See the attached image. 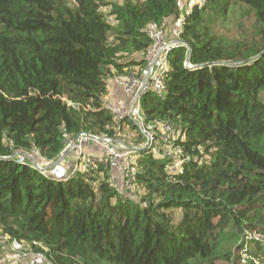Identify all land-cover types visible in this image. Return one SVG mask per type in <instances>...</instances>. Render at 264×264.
<instances>
[{
	"label": "trees",
	"instance_id": "1",
	"mask_svg": "<svg viewBox=\"0 0 264 264\" xmlns=\"http://www.w3.org/2000/svg\"><path fill=\"white\" fill-rule=\"evenodd\" d=\"M240 6L250 39L213 34L215 17ZM163 20L180 21L190 50L170 51L164 92L141 96L139 112L179 129L189 156L180 171L167 144L148 147L104 101L109 80L142 74L146 31ZM124 128L139 131L127 145L137 198L113 185L107 164L57 180L17 163L34 150L55 163L67 139L116 142ZM0 234L46 264H264V0L189 11L181 0H0Z\"/></svg>",
	"mask_w": 264,
	"mask_h": 264
},
{
	"label": "built area",
	"instance_id": "2",
	"mask_svg": "<svg viewBox=\"0 0 264 264\" xmlns=\"http://www.w3.org/2000/svg\"><path fill=\"white\" fill-rule=\"evenodd\" d=\"M190 3L188 5L196 4L201 8L206 0H188ZM185 4V3H184ZM185 6V5H184ZM183 6V0H181V7ZM106 11V8L103 9ZM106 20L113 24V18L106 17ZM180 21L174 24H169L168 20H163L160 27L157 29H148L146 34L150 38L152 44L146 52L145 60L146 64L143 68L142 74L138 76L136 71L127 74L119 75L115 77V83L121 88L123 93L128 98L127 109H121L123 115L129 116L134 122L137 123L140 133L145 137V144L150 147L157 142L161 141L167 146H165L164 155L172 160V170L180 171L184 162L189 160V156L184 154L182 149L176 143L177 138L180 135L179 129H177L170 122L164 121L157 125H146L142 115L139 112V101L141 96L149 93L155 92L160 94L165 90V77L168 72V54L170 51L179 46H185L183 41L180 40L176 35H172L171 28L178 27ZM181 41L178 42V41ZM187 49H189L188 46ZM186 69H192L193 65L190 64L188 58L184 63ZM105 107L109 110L111 115L115 120L120 119V110L113 108L108 104ZM132 110V111H131ZM73 139H67L66 147L62 150L60 158L67 152V149H72L77 156V161L70 168L69 175L75 172L87 171L92 169L95 164H107L110 168L109 175L111 176V182L113 185L121 192L127 189L135 188V169L134 161L131 157V151L111 140L108 137H98L89 134H79L76 144L72 147ZM85 143H91L97 145L103 149V155L100 158H94L88 155H84L83 147ZM32 154L41 157L37 150H34ZM42 160H45L41 157ZM27 158L25 155H19L17 157V163L20 165L27 164ZM31 167L37 169V171L44 176L49 178L47 168L39 165L37 162H31ZM119 169L122 176V182L120 185L116 179L112 178V171ZM49 170V169H48ZM54 171V170H52ZM55 177V172H53ZM62 176L63 174H59ZM58 178L55 177V179ZM58 180H63L58 179ZM8 240L7 236L0 234V243H4ZM16 254H13L16 258L14 261L24 260L25 264H46L44 257L39 253H21L19 250L20 246L16 245ZM13 261V262H14Z\"/></svg>",
	"mask_w": 264,
	"mask_h": 264
},
{
	"label": "rangeland",
	"instance_id": "3",
	"mask_svg": "<svg viewBox=\"0 0 264 264\" xmlns=\"http://www.w3.org/2000/svg\"><path fill=\"white\" fill-rule=\"evenodd\" d=\"M110 2L114 3H121L123 0H109ZM186 3L187 5H185ZM190 2L188 0H183V6L185 5L186 11H189L191 8V5H188ZM243 8L240 6L237 9H229L227 12H225L224 16L221 18H216L214 19V23L212 24L213 26V34H215L218 37H223L229 41H237V42H246L250 39L252 32H253V18L251 16L244 17L241 15ZM175 27L171 28V33L172 35H176V31L174 30ZM140 55L134 54L131 56V58H138ZM120 88V87H119ZM121 89V88H120ZM123 92V91H122ZM109 105V104H108ZM111 106V105H110ZM128 105L126 104L124 107H120V114L121 117H125L127 115H123L121 112V109H127ZM113 108H115L113 106ZM116 109V108H115ZM128 110V109H127ZM132 111V110H131ZM129 117V116H127ZM118 119V120H120ZM121 133L118 134V138L116 142L120 143L121 140L123 142L121 143L122 145L124 144L125 147L127 145H132L133 143L136 142L137 139V133L139 134V128L137 131L132 132L128 128L122 129ZM177 140V144H178ZM66 142H65V147H66ZM100 149L103 151V149L100 147ZM154 150L157 149V145L154 146ZM25 157L27 158L28 162H37L39 165H42L44 168H47V172L49 175V179H55L53 175L52 165L54 163H50L46 160H42L41 157H38L36 154H32L30 156H27L24 154ZM49 169V170H48ZM64 172L60 173L63 174ZM58 178L62 179L63 175H57ZM132 197L137 198L139 196V189L135 185L134 189H127L126 190ZM8 249L9 251L5 250ZM16 244H14V241H11V243L4 242L3 244L0 243V264H13V261L16 260L15 256L13 255L14 252L16 251Z\"/></svg>",
	"mask_w": 264,
	"mask_h": 264
},
{
	"label": "crops",
	"instance_id": "4",
	"mask_svg": "<svg viewBox=\"0 0 264 264\" xmlns=\"http://www.w3.org/2000/svg\"><path fill=\"white\" fill-rule=\"evenodd\" d=\"M185 5H187L185 3ZM169 24H172L169 22ZM138 59V58H137ZM108 93L104 98V101L106 104H109L111 106H114L116 109H120V107H124L128 103L127 96L122 92V90L116 85L115 80L111 79L108 81ZM83 153L84 155H88L94 158H100L103 155V151L100 149L99 146L91 144V143H85L83 147ZM133 158V156L131 155ZM77 161V156L75 155V152L72 149H67V152L60 158L59 162L56 164L54 163L52 165V169L55 172V177L59 175L60 173H63V179L68 177L70 168L75 164ZM113 175L112 178L116 179L118 184L122 182V176L120 174V170L116 169L112 171ZM57 180L60 178H56Z\"/></svg>",
	"mask_w": 264,
	"mask_h": 264
},
{
	"label": "water",
	"instance_id": "5",
	"mask_svg": "<svg viewBox=\"0 0 264 264\" xmlns=\"http://www.w3.org/2000/svg\"><path fill=\"white\" fill-rule=\"evenodd\" d=\"M178 42L181 43L180 40H179ZM183 44H185V46H188L187 43L184 42V41H183ZM188 47H189V46H188ZM188 50H190V48H189ZM189 55H190V53H189ZM189 55H188V57H189ZM250 60H251V59H249V60H247V61H250ZM207 65H209V62L207 63ZM77 139H78V136L75 137V138L73 139V141H72V147L76 144ZM128 149H129L130 151L133 152V148H129V147H128ZM14 157H15V156H12V159H13ZM58 162H59V160H58L57 162H55V163L57 164Z\"/></svg>",
	"mask_w": 264,
	"mask_h": 264
},
{
	"label": "clouds",
	"instance_id": "6",
	"mask_svg": "<svg viewBox=\"0 0 264 264\" xmlns=\"http://www.w3.org/2000/svg\"><path fill=\"white\" fill-rule=\"evenodd\" d=\"M143 136V135H142Z\"/></svg>",
	"mask_w": 264,
	"mask_h": 264
}]
</instances>
